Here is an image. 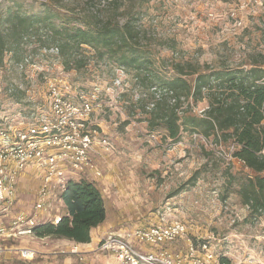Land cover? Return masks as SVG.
Masks as SVG:
<instances>
[{"label": "rangeland", "instance_id": "obj_1", "mask_svg": "<svg viewBox=\"0 0 264 264\" xmlns=\"http://www.w3.org/2000/svg\"><path fill=\"white\" fill-rule=\"evenodd\" d=\"M12 1L0 0L2 13ZM20 1L23 12L32 14L45 0ZM134 1L135 5L127 2L122 7L120 20H126L132 6L136 9L140 26L149 30L153 58L162 76L173 75V59L189 62L201 71L248 68L252 64L264 67V0ZM65 2L73 6V0ZM24 50L25 57L31 58L24 70L12 54L0 62V131L10 124L29 121L33 104L46 102L47 80L62 78L64 89L74 99L81 94L89 96L97 88L96 97L104 107L95 115L94 122L113 146L111 153L99 150L95 154L103 172V179L95 185L101 190L104 182L108 184L103 190L109 191L102 192L107 223L117 228L122 222L121 227L132 231L155 224L162 217L180 220L189 228V236L183 240L190 238L197 245L209 243L219 264L221 259L228 264H264V215L246 219L248 209L241 204L237 181L229 183L233 175L244 176L239 164L226 160L231 146H216L213 139L202 141L190 134H184L180 143L172 144L165 139L163 130L152 131L150 114L138 103L140 97L148 98L150 93L135 86L133 73H124L123 83L117 87L113 84L117 71L113 73L93 60L80 72H66L61 59L58 63L41 53L39 43L26 41ZM207 107V102H200L195 112L201 114ZM196 172H200L196 184L173 196ZM31 173L28 169L21 177L16 204L7 218L1 219V226L9 228L19 213L33 214L36 191L42 181L39 175ZM52 210L53 216L63 215L57 204ZM42 218L45 221L39 224L48 222L47 217ZM32 236H22L16 239L18 242L6 245L8 249L36 251L38 247L31 243L36 239L29 238ZM47 242L53 251L78 246L55 238ZM105 257L104 264L111 259L107 264H117L113 258ZM64 260L55 264H90L88 258L84 262L75 258L73 263ZM95 260L94 264H103L100 259ZM43 263L41 257L30 262L22 260L17 251H8L0 261V264Z\"/></svg>", "mask_w": 264, "mask_h": 264}, {"label": "trees", "instance_id": "obj_2", "mask_svg": "<svg viewBox=\"0 0 264 264\" xmlns=\"http://www.w3.org/2000/svg\"><path fill=\"white\" fill-rule=\"evenodd\" d=\"M65 1L45 0L32 14L23 12L20 0H13L3 13L0 9V62L9 54L22 62L26 56L25 42L35 41L40 50L57 47L66 72H80L93 60L113 73L118 69L133 73L135 86L150 93L148 98L140 97L138 103L150 114L152 131L163 130L165 139L172 144L180 143L184 134H197L206 140L213 139L216 146L235 147L233 157L243 163L244 176L233 175L229 183L237 181L241 204L248 209L246 219L262 217L264 67L252 64L248 68L201 71L189 62L173 59V75L167 78L158 72L149 30L140 26L136 9L132 6L126 20H120L122 7L127 2L135 5L134 0H73V6ZM156 95H160L159 100ZM204 101L208 108L199 115L195 107ZM152 103L154 108L148 111ZM199 176L200 172H196L172 195L195 185ZM61 200L66 214L60 222L38 224L33 228L34 235L77 245L90 244L92 231L107 220L100 190L90 180H70ZM220 263L229 262L221 259Z\"/></svg>", "mask_w": 264, "mask_h": 264}, {"label": "built area", "instance_id": "obj_3", "mask_svg": "<svg viewBox=\"0 0 264 264\" xmlns=\"http://www.w3.org/2000/svg\"><path fill=\"white\" fill-rule=\"evenodd\" d=\"M41 53L47 59L52 57L60 61L57 47L41 50ZM30 60V56L25 57L20 69L28 67ZM116 71L113 84L119 87L125 72ZM62 83V78L47 80L46 102L33 104L29 121L10 124L0 131V217L8 215L15 206L19 181L28 169L33 168L42 181L36 191L33 214L19 213L9 228H0V261L8 251H17L22 260L34 261L38 255L34 249H8L6 243L33 235V228L45 221L42 217L58 224L61 217L53 216L51 212L55 204H63L61 195L70 180L87 179L97 183L103 179L95 154L99 150L111 153L113 146L101 133L94 117L102 111L104 103L96 97L97 88L89 96L81 94L74 99ZM156 99L159 100L160 95H156ZM153 108L154 103L147 110ZM192 137L207 141L197 134ZM152 138L156 139V136ZM231 148L226 160L234 161L242 168L243 163L233 157L235 147ZM188 232L185 222L162 217L146 228L106 236L98 244V251L118 264H219L214 250L206 242L197 245L187 238L184 252L172 251L171 247L188 237ZM69 253L84 262V254L78 246L72 247Z\"/></svg>", "mask_w": 264, "mask_h": 264}, {"label": "crops", "instance_id": "obj_4", "mask_svg": "<svg viewBox=\"0 0 264 264\" xmlns=\"http://www.w3.org/2000/svg\"><path fill=\"white\" fill-rule=\"evenodd\" d=\"M101 159H102V156H101ZM96 162H97V164H100V161L96 160ZM98 167H99V165H98ZM30 170L32 172L31 174L39 175L33 168H30ZM29 180H32V177L30 175H29ZM97 183H99V182H97ZM107 185H108L107 182H104V184H102V186H100V187H102L101 190L98 187L100 192H101V194H102V192L107 193L109 191V190H103V187H107ZM58 206H60V208L63 210L62 214L65 215L66 214V209L63 206V204H58ZM8 215H6V217H4V218L0 217V221H1V219H6ZM54 216L57 217V215H54ZM107 222H108V214H107L106 222L104 224H102L100 227H98L97 229H94L92 231V233H91V237H92L91 243L90 244H86V245H78V248H79L80 252L84 254V258L85 259H87V258L90 259L89 260L90 264H94L95 263V261H96L95 258L100 259L103 264L106 261L107 258L105 257V255L98 251V244L100 243V241L103 238H105L106 236H108L110 234L124 235L127 232H129V230L125 229L124 227H121L122 222H120L121 225H120V223L118 224L117 228H116V226L112 228L111 225H109ZM154 223H156V221ZM0 228H4V227L0 225ZM29 238L31 240H35L36 239V242H31V243L38 247L37 250H36L38 252L37 257H41V258L44 259V263L43 264H55L57 262H60L59 260H61L63 262L64 259H65L64 263H67V262L73 263L75 261L74 259L77 258V256L70 255V253H69L70 248H66V249H63V250L61 249V250H58V251L57 250H54V251L51 250V248H49V242H47V240H49V238H38L35 235L32 236V237H29ZM9 242H18V241L17 240H10ZM64 242L67 243V244H70V245L74 244V243L66 241V240H64ZM42 245H44V246L46 245V247H43ZM12 249H14V248H12ZM171 249H172V251H182V252H184L186 250V242L184 240H182V241L178 242L177 244H175L174 246H172ZM77 260H78V258H77ZM111 260H107V262L110 263ZM49 262H51V263H49ZM107 262L105 264H107Z\"/></svg>", "mask_w": 264, "mask_h": 264}]
</instances>
